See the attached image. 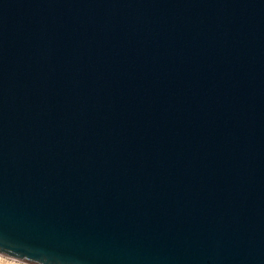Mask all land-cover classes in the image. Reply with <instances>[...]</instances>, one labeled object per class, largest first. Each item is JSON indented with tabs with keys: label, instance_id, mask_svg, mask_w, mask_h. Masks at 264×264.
Instances as JSON below:
<instances>
[{
	"label": "water",
	"instance_id": "1",
	"mask_svg": "<svg viewBox=\"0 0 264 264\" xmlns=\"http://www.w3.org/2000/svg\"><path fill=\"white\" fill-rule=\"evenodd\" d=\"M0 255L264 264V0H0Z\"/></svg>",
	"mask_w": 264,
	"mask_h": 264
},
{
	"label": "rangeland",
	"instance_id": "2",
	"mask_svg": "<svg viewBox=\"0 0 264 264\" xmlns=\"http://www.w3.org/2000/svg\"><path fill=\"white\" fill-rule=\"evenodd\" d=\"M0 264H24L18 261L11 260L9 258H6L2 255H0Z\"/></svg>",
	"mask_w": 264,
	"mask_h": 264
}]
</instances>
